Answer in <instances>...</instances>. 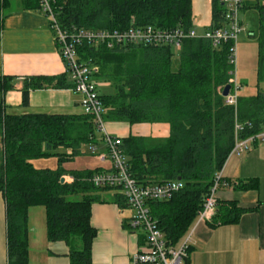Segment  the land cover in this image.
Here are the masks:
<instances>
[{
    "label": "trees",
    "instance_id": "obj_1",
    "mask_svg": "<svg viewBox=\"0 0 264 264\" xmlns=\"http://www.w3.org/2000/svg\"><path fill=\"white\" fill-rule=\"evenodd\" d=\"M256 4L252 8L260 13L258 76L262 82L264 0ZM53 6L59 23L69 31H116L148 25L163 30L193 28V0H54ZM222 10L221 0H212V26L217 25ZM232 45L226 42L215 49L203 38L186 39L180 52L169 45L113 49L87 41L76 45L79 63L93 68L96 80L103 85L99 94L106 124L166 123L170 127L166 138H120L130 173L139 184H184L170 200L150 203L152 215L171 246H177L196 223L235 146L236 123L246 126L241 138L264 127V92L239 97L237 108L226 105L219 92L233 71L229 62ZM69 80L68 71L56 77L26 79L25 100L30 89L73 88ZM12 87V78L0 77V192L6 202L9 264H29V209L35 206L46 209L48 239L69 246L70 264H93L97 236L91 221L93 205L104 202L103 191L118 190L97 188L90 182L100 168L67 170L64 164L84 155L95 157L92 145L103 151L102 134L93 117L83 112L7 114L3 96ZM50 158L58 159L56 169L34 164ZM68 177L73 181L68 182ZM226 184L230 181L223 178ZM116 198L121 208L127 207L120 191ZM248 211L237 201L218 200L209 224H236Z\"/></svg>",
    "mask_w": 264,
    "mask_h": 264
},
{
    "label": "crops",
    "instance_id": "obj_2",
    "mask_svg": "<svg viewBox=\"0 0 264 264\" xmlns=\"http://www.w3.org/2000/svg\"><path fill=\"white\" fill-rule=\"evenodd\" d=\"M256 2L246 0L242 19L245 24L248 11L257 13V33L245 26L246 32L253 33L251 36L258 40L260 13L252 8ZM36 3V0H0V77H10L13 82L12 89L3 96L6 113L81 114V96L73 88L30 89L25 100L26 79L66 73L50 20ZM212 22L213 17L206 30L211 28ZM199 24V19L193 21L194 28ZM262 82H259V91L264 92L260 88ZM107 128L112 135L122 138L129 135L166 138L170 134L166 123L132 126L109 122ZM34 164L41 169H56L58 159H41ZM110 167V162L103 163L92 155L64 164L67 170L79 171L108 170ZM221 173L230 184L218 191V200L237 201L239 206L250 211L236 224L211 227L209 221L195 223L190 251L181 264H264V144L255 143L251 151L231 156ZM250 184L253 188H240V185ZM108 191L102 192L104 202L93 205L91 221L97 236L93 242L92 261L93 264H132L134 255L145 244V237L142 231L130 228L132 211L128 207L121 208L116 202L118 191L113 195ZM0 264H9L6 202L1 192ZM29 264H70L69 246L63 241L48 239L47 212L43 206L29 209Z\"/></svg>",
    "mask_w": 264,
    "mask_h": 264
},
{
    "label": "built area",
    "instance_id": "obj_3",
    "mask_svg": "<svg viewBox=\"0 0 264 264\" xmlns=\"http://www.w3.org/2000/svg\"><path fill=\"white\" fill-rule=\"evenodd\" d=\"M38 1L40 9L50 20V28L59 46L66 71L69 72L74 85L73 90L81 96L82 112L93 117L98 131L102 134V143L105 149L98 151L97 146L92 145L90 150L99 161L111 163L110 169L95 173L90 178V182L97 188H112L120 191L127 207L132 210V217L129 221L130 228L133 231L140 230L144 234L145 244L134 255L132 264H181L188 256L195 225L177 246L168 245L164 233L152 215L150 203L170 200L183 189L184 184L180 181H172L162 184L141 185L132 177L128 159L121 147L122 139L108 131L107 124L103 119L105 112L99 94V89L103 85L96 80L93 68L79 63L76 45L82 41H87L93 45L106 44L111 49L125 45H169L180 52L186 39H206L211 42L215 49L223 43L231 42L233 45L229 53V62L233 66V71L230 72L228 83L231 85V90L224 99L226 105L237 108L238 93L241 86L237 82L235 74V65L237 64L236 43L239 36L247 30L242 19L246 0H221L223 10L220 20L216 26L206 30L203 37L197 34L194 27L188 31L180 28L163 30L151 25L132 26L126 30L116 31L88 29L69 31L59 23L53 6L54 0ZM224 88H219L222 96ZM245 127L244 124L236 123V141L230 157L233 155L241 156L251 151L255 143L264 144V127L254 135L241 138V133L245 131ZM67 180L72 182L73 178L68 177ZM223 186H227V184L223 185L222 173H219L211 193L204 201L203 209L198 215L196 224L213 219L218 207L217 194Z\"/></svg>",
    "mask_w": 264,
    "mask_h": 264
},
{
    "label": "rangeland",
    "instance_id": "obj_4",
    "mask_svg": "<svg viewBox=\"0 0 264 264\" xmlns=\"http://www.w3.org/2000/svg\"><path fill=\"white\" fill-rule=\"evenodd\" d=\"M193 21L200 20V24L195 27L200 37L205 36L206 28L210 25L212 19V0H194L193 2ZM246 25L252 32L257 33L258 15L255 11H248L246 16ZM253 33L244 31L236 43L237 64L235 65L236 79L241 89L239 97H249L256 95L259 91L258 82V40ZM261 90H264V83L260 84ZM113 195L115 191L109 190ZM126 209V208H125ZM129 210V209H127ZM131 210V209H130ZM132 211V210H131Z\"/></svg>",
    "mask_w": 264,
    "mask_h": 264
},
{
    "label": "water",
    "instance_id": "obj_5",
    "mask_svg": "<svg viewBox=\"0 0 264 264\" xmlns=\"http://www.w3.org/2000/svg\"><path fill=\"white\" fill-rule=\"evenodd\" d=\"M231 90V85L230 84H227L223 90V96L226 97L228 96L229 92ZM62 182H64V180H62Z\"/></svg>",
    "mask_w": 264,
    "mask_h": 264
}]
</instances>
